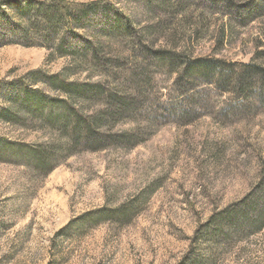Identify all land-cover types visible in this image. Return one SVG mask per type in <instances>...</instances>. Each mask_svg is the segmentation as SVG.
Instances as JSON below:
<instances>
[{
  "label": "rangeland",
  "instance_id": "rangeland-1",
  "mask_svg": "<svg viewBox=\"0 0 264 264\" xmlns=\"http://www.w3.org/2000/svg\"><path fill=\"white\" fill-rule=\"evenodd\" d=\"M26 1L42 0H0V111L13 107L19 86L61 96L32 80L39 70L120 86L134 95L136 107L114 128L132 136L124 146L79 150L65 158L58 157L64 140L55 130L31 117L21 116L20 122L0 117V144L15 150L52 146L57 157L48 171L0 147V264H264V226L237 235L226 225L215 232L209 225L241 201L258 178L264 104L237 100L233 87L199 84L186 91L187 82L174 81L178 72L148 64L129 37L96 36L92 26H100L101 13L89 16L91 30L74 26L66 40L102 43L114 63L107 72L115 75L85 65L76 70L54 46L62 30L48 47L41 46L34 31L39 18H32L33 26L21 18L31 12ZM68 1L109 2L137 31L156 27L155 36L145 37L153 49L171 46L193 58L264 67V15L256 21L233 15L235 5L263 9L262 0H228L227 5L174 0L162 9L141 0ZM23 30L31 33L30 40L7 36ZM14 38L17 44L10 43ZM128 66L144 69V78L133 84L118 78Z\"/></svg>",
  "mask_w": 264,
  "mask_h": 264
},
{
  "label": "trees",
  "instance_id": "trees-1",
  "mask_svg": "<svg viewBox=\"0 0 264 264\" xmlns=\"http://www.w3.org/2000/svg\"><path fill=\"white\" fill-rule=\"evenodd\" d=\"M142 1L150 3V6L155 9L168 8L171 7L172 2L174 3V0ZM212 2H215L216 5L230 4L228 0H212ZM257 5L253 6L252 3H246L243 6L235 5L233 15L243 18L244 21L261 19L264 15V8H258ZM26 6L31 12L21 18L23 20L26 18L25 20L32 26L37 23V21L32 23V18L36 20L39 18L41 26L37 24L34 31L39 37L41 46L48 47V44L54 42L55 33L59 30L63 31V35L57 38L54 46L60 55L68 56L73 60V64L78 66L76 70H80V66L84 68L85 65L94 72L98 68L103 73L114 74L111 71L107 72V68L113 67L114 63L111 64L110 59L106 58L102 50V43L97 41L94 45L90 40H83L74 42L72 45L66 40V36L71 34L74 26L90 30L93 27L92 30H96V36L99 37L108 38L113 35L129 37L134 43L132 47L137 49V54L145 61L150 60L148 64L156 63L159 66H164L170 72H178L174 81L181 85L187 82L186 91L195 89L199 84H214L221 90L233 87L237 100L252 99L257 104H264L263 66L252 63H233L211 56L193 58L186 51H178L171 46L153 49L152 46L146 44L145 37H151L154 33H158L159 29L151 27L145 29V32L137 31L128 18L123 17V14L109 2L80 3L68 0H42L26 1ZM98 13L105 17L100 26L94 27L90 23L89 16ZM30 34L29 31L23 30L17 34L9 32L7 36L9 38L18 36V38L27 41L31 39ZM155 38L158 39V37ZM15 39L17 38L10 39V43L17 44L19 41ZM103 73L99 75L104 76ZM36 75L37 77H35ZM68 75L65 71L53 75H48L40 70L34 71L31 75L33 81L45 82L50 88L60 92L61 96H51L37 89L19 86L14 95L16 99L12 101L13 107L1 109L0 117L7 122H20L19 117L21 116L31 117L39 120L42 125L48 126L50 130H55L64 140L58 157L64 154L65 158L79 150L96 151L108 146H124L129 142L132 137L130 134L116 133L114 128L125 120L127 112H132L135 109L134 95L125 93L120 86L111 85L108 87L98 81H72L69 80ZM143 76L144 69L129 68L128 66L127 70H123L117 77L124 82L128 81L133 84V82H140L144 78ZM0 147L8 152L17 151L20 155L28 156L37 169L47 168L48 171L53 169V162L55 163L57 158L51 154L52 146H39L38 148L24 146L15 150L10 144L2 142ZM113 212L120 217L125 214L123 210L118 209ZM209 225L214 232L226 225L233 234L237 235L259 231L263 228L264 158L258 178L252 184L251 191L241 201L227 206L211 218Z\"/></svg>",
  "mask_w": 264,
  "mask_h": 264
}]
</instances>
